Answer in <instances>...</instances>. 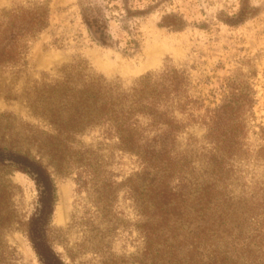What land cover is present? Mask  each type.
<instances>
[{
  "label": "rangeland",
  "instance_id": "rangeland-1",
  "mask_svg": "<svg viewBox=\"0 0 264 264\" xmlns=\"http://www.w3.org/2000/svg\"><path fill=\"white\" fill-rule=\"evenodd\" d=\"M41 4L50 11L48 27L29 38L18 62L0 68V147L50 172L57 202L48 240L64 262L221 264L228 257L233 264H264V0H0V14ZM240 11L245 19L237 21ZM74 66L124 91L148 74L184 70V97L196 103L175 113L185 158L178 172H189L195 187L213 168L204 120L221 103L222 87L231 78L255 92L243 151L216 179L232 206L227 215L223 207L210 215L213 231L201 242L209 249L174 262L151 216L142 160L120 150L105 128L59 133L31 111L28 98L64 72L78 77ZM37 201L29 175L0 165V264H41L27 232ZM181 241L173 249L192 254L187 247L196 241Z\"/></svg>",
  "mask_w": 264,
  "mask_h": 264
},
{
  "label": "trees",
  "instance_id": "trees-1",
  "mask_svg": "<svg viewBox=\"0 0 264 264\" xmlns=\"http://www.w3.org/2000/svg\"><path fill=\"white\" fill-rule=\"evenodd\" d=\"M49 19L50 11L44 4L1 13L0 68L18 62L29 38L46 29ZM244 19L240 11L237 21ZM100 42L105 43V40L100 39ZM74 71L78 77L64 72L61 81L38 88L35 96L28 98L31 111L47 120L59 133L77 135L89 128H105L106 136L118 140L120 150L142 160L145 169L141 176L147 180L144 187L151 216L158 221L174 262H189L200 248L209 249L201 242L213 231L207 225L215 217L210 215L220 207L227 215L232 206L231 196L219 189L216 179H222L221 174L243 151L246 119L254 114L255 92L240 87L231 78L222 87L221 103L208 111L204 120L207 151L213 168H205L201 186L195 187L197 182L192 181L189 172H178V162L185 158L177 149L182 125L175 113L186 112L188 106L196 103L184 97L189 79L184 70L168 67L157 76L148 74L130 91L102 77L88 76L76 66L72 67ZM0 165L26 173L35 183L38 201L27 232L40 263L66 264L48 240L57 189L47 167L27 154L1 147ZM172 181H177L176 186H170ZM188 236L196 241L193 248L187 247L192 254L173 249L175 243L182 239L183 242ZM160 246L156 245L157 253ZM152 263L158 262L153 260ZM221 264L233 263L225 257Z\"/></svg>",
  "mask_w": 264,
  "mask_h": 264
}]
</instances>
